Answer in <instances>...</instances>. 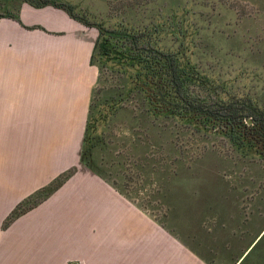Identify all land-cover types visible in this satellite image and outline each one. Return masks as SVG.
I'll return each mask as SVG.
<instances>
[{
  "label": "rangeland",
  "instance_id": "obj_1",
  "mask_svg": "<svg viewBox=\"0 0 264 264\" xmlns=\"http://www.w3.org/2000/svg\"><path fill=\"white\" fill-rule=\"evenodd\" d=\"M56 1L91 24L128 30L160 51L179 55L195 75L189 86L193 95L207 102L249 101L264 111V0ZM13 9L19 24L52 29L55 41L70 36L71 42L91 44L95 39V28L62 10L34 11L26 3ZM95 66L93 118L107 115L104 104L121 106L103 124L95 122V142L101 138L108 150L97 148L93 159L102 160L101 169L120 182L122 192L113 190L210 264H232L243 238L254 239L264 225V159L243 146L237 131L211 132L177 115H147V105L129 92L120 74L97 61ZM79 151L77 144L67 181L82 165L76 162ZM260 256L254 264H264Z\"/></svg>",
  "mask_w": 264,
  "mask_h": 264
},
{
  "label": "crops",
  "instance_id": "obj_2",
  "mask_svg": "<svg viewBox=\"0 0 264 264\" xmlns=\"http://www.w3.org/2000/svg\"><path fill=\"white\" fill-rule=\"evenodd\" d=\"M24 24L0 20V264H210L82 165L2 228L21 201L68 171L97 80V32L91 44L55 41L52 29ZM263 235L264 225L243 236L232 264H254Z\"/></svg>",
  "mask_w": 264,
  "mask_h": 264
},
{
  "label": "trees",
  "instance_id": "obj_3",
  "mask_svg": "<svg viewBox=\"0 0 264 264\" xmlns=\"http://www.w3.org/2000/svg\"><path fill=\"white\" fill-rule=\"evenodd\" d=\"M22 3H26L35 9L52 7L62 10L70 19L85 27L95 28L97 38L90 56V65L95 66L97 61L101 67L120 74L129 92L138 94L147 105V115L155 119L161 115H177L211 132L213 130L224 133L237 131V137L242 140L243 146L253 156L264 159V111L249 101L219 100L207 102L204 98L193 95L189 86L195 82V75L191 72L188 63L182 60L179 55L160 51L152 47L147 41H143L139 34H134L128 30H111L102 25L91 24L74 15L72 7L56 0H0V19H11L19 22V17L10 11ZM98 79L99 71L96 83ZM92 96L93 93H91L80 162L110 187L121 193L120 182L112 181V173L101 169L102 160L99 163L93 159L97 148H100L102 153L108 150V146L103 143L101 138L97 139V143L95 142V139L99 138L96 135L98 128H96L95 122L101 121L103 124L105 117L112 116L120 105L107 103L105 106L104 104L101 108L108 116L103 115L96 120L92 115L93 105H95L92 103ZM248 120L251 122L250 125L246 123ZM101 145L103 146L101 147ZM71 174L70 172L63 173L48 186L39 189L21 201L8 215L2 228H8L17 218L44 202L53 191L67 181ZM57 181L60 183L54 186ZM136 206L144 211V208L138 204ZM260 252L264 257V235L254 246L251 254H260ZM244 263L245 261L242 262V264Z\"/></svg>",
  "mask_w": 264,
  "mask_h": 264
},
{
  "label": "water",
  "instance_id": "obj_4",
  "mask_svg": "<svg viewBox=\"0 0 264 264\" xmlns=\"http://www.w3.org/2000/svg\"><path fill=\"white\" fill-rule=\"evenodd\" d=\"M248 123H250V121H248Z\"/></svg>",
  "mask_w": 264,
  "mask_h": 264
}]
</instances>
